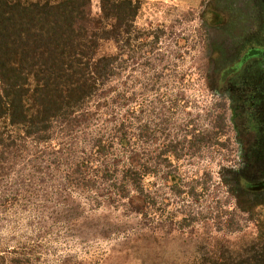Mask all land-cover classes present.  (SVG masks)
Wrapping results in <instances>:
<instances>
[{
  "label": "trees",
  "instance_id": "16d2710c",
  "mask_svg": "<svg viewBox=\"0 0 264 264\" xmlns=\"http://www.w3.org/2000/svg\"><path fill=\"white\" fill-rule=\"evenodd\" d=\"M92 2L0 0V184L32 168L53 171L64 176V189L106 193L112 204L126 202L148 219L158 205L152 179L176 166L163 176L168 186L177 195L202 198L207 187L202 190L199 179L190 188L183 185L178 163L183 155L216 146L214 138L220 139L226 129V105L220 106L222 112L218 108L210 113L218 122L215 136L194 132L190 140L171 142L157 155L139 147V137L152 144L156 131L145 125V134H136L138 107L130 106L123 114L126 94L114 83L145 57L141 65L155 70L157 61L151 57L165 34H147L138 27L140 1L100 0L99 17L93 15ZM145 36L151 42L139 44ZM111 44L114 50L106 51ZM184 101L178 99L173 109ZM223 173L229 178L224 183L231 181L246 199L248 206L238 209L252 217L257 236L237 250L226 241L209 240L195 246L184 264H264V181L254 190L233 169ZM14 202L5 200L7 206ZM221 213L218 229L238 231L235 212ZM223 214H231L225 224ZM11 264L28 262L18 257Z\"/></svg>",
  "mask_w": 264,
  "mask_h": 264
},
{
  "label": "rangeland",
  "instance_id": "374dc122",
  "mask_svg": "<svg viewBox=\"0 0 264 264\" xmlns=\"http://www.w3.org/2000/svg\"><path fill=\"white\" fill-rule=\"evenodd\" d=\"M136 1L142 4L138 27L147 34H165L151 57L157 61L155 70L141 65L145 57L114 83L126 94L128 105L122 113L138 107L133 119L136 134L144 135L145 125L156 131L152 144L139 137V147L157 155L171 142L190 140L194 132L215 136L218 122L210 113L221 110L225 102L213 95L207 78L220 5L214 0ZM92 11L100 16V0H93ZM150 42L145 36L139 44ZM114 48L111 44L105 49ZM182 98L185 101L173 109ZM227 112L226 129L220 139L214 138L216 146L195 156L183 155L178 163L183 185L190 188L199 179L201 189H208L205 195L199 199L177 195L163 179L176 166L162 169L151 181L158 205L148 219L126 202L112 204L106 193L64 189V176L53 171L32 168L5 180L0 184V258L5 262L0 259V264H11L18 257L28 264H184L195 246L209 240L226 241L235 250L244 247L257 236V227L249 214L238 209L248 206L246 199L233 190L231 181L224 183V178L229 181L224 169L240 170V146ZM6 199L15 202L7 206ZM222 211L235 212L238 231L218 229ZM231 214H223L224 224ZM171 215L176 216L173 221ZM184 220L193 225L188 227Z\"/></svg>",
  "mask_w": 264,
  "mask_h": 264
},
{
  "label": "flooded vegetation",
  "instance_id": "af4514ba",
  "mask_svg": "<svg viewBox=\"0 0 264 264\" xmlns=\"http://www.w3.org/2000/svg\"><path fill=\"white\" fill-rule=\"evenodd\" d=\"M214 2L220 7L207 81L225 102L240 146V170H233L255 190L264 181V0Z\"/></svg>",
  "mask_w": 264,
  "mask_h": 264
}]
</instances>
